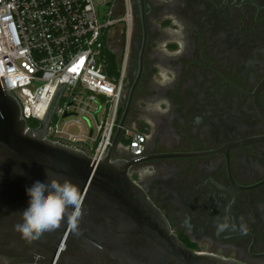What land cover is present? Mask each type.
<instances>
[{"label": "flooded vegetation", "instance_id": "flooded-vegetation-1", "mask_svg": "<svg viewBox=\"0 0 264 264\" xmlns=\"http://www.w3.org/2000/svg\"><path fill=\"white\" fill-rule=\"evenodd\" d=\"M130 3V37L120 26L105 49L119 74L127 51L122 112L141 75L122 136H146L131 176L193 251L264 264V0Z\"/></svg>", "mask_w": 264, "mask_h": 264}, {"label": "water", "instance_id": "water-1", "mask_svg": "<svg viewBox=\"0 0 264 264\" xmlns=\"http://www.w3.org/2000/svg\"><path fill=\"white\" fill-rule=\"evenodd\" d=\"M143 59L144 51L141 70ZM140 76L100 162L84 149L48 137L60 95L40 126L32 128L19 100L0 84V264H246L187 247L131 176L132 166L141 160L116 157ZM45 171L78 186L83 196L79 235L65 221L59 230L28 244L14 225L22 223L20 213L29 206L26 189L45 181Z\"/></svg>", "mask_w": 264, "mask_h": 264}, {"label": "built area", "instance_id": "built-area-1", "mask_svg": "<svg viewBox=\"0 0 264 264\" xmlns=\"http://www.w3.org/2000/svg\"><path fill=\"white\" fill-rule=\"evenodd\" d=\"M124 1L119 12L120 0H0L2 88L19 100L28 120L40 122L60 95L48 137L86 150L94 162L112 145L124 99L127 51L119 76L107 73L104 53L118 27L131 35L133 9ZM145 139L144 133L131 134L133 157L142 155Z\"/></svg>", "mask_w": 264, "mask_h": 264}, {"label": "clouds", "instance_id": "clouds-1", "mask_svg": "<svg viewBox=\"0 0 264 264\" xmlns=\"http://www.w3.org/2000/svg\"><path fill=\"white\" fill-rule=\"evenodd\" d=\"M157 83L164 85L171 81L165 76ZM148 108L160 110V102L149 104ZM146 174L151 173L146 169L141 171L142 178ZM45 175V181H35L26 189L29 206L20 213L22 223L14 225V230L28 244L40 240L45 233L59 230L65 221L67 227L79 235L78 226L83 215V196L78 186L70 178L50 176L47 171Z\"/></svg>", "mask_w": 264, "mask_h": 264}, {"label": "trees", "instance_id": "trees-1", "mask_svg": "<svg viewBox=\"0 0 264 264\" xmlns=\"http://www.w3.org/2000/svg\"><path fill=\"white\" fill-rule=\"evenodd\" d=\"M104 52L105 54L107 53L108 55L110 54L108 52V50L104 49ZM107 73L110 75V76H119V73H117L116 69L113 67L112 63H111V66L107 69ZM121 113H122V110L120 111V116H121ZM28 123H29V126L32 127V128H37L40 126V121L34 119V118H31L28 120ZM124 144H128L129 143V140H126L124 138H122L121 140Z\"/></svg>", "mask_w": 264, "mask_h": 264}, {"label": "rangeland", "instance_id": "rangeland-1", "mask_svg": "<svg viewBox=\"0 0 264 264\" xmlns=\"http://www.w3.org/2000/svg\"><path fill=\"white\" fill-rule=\"evenodd\" d=\"M120 28H121V27H120ZM114 35H115V32H113L111 38L114 37ZM104 53H105V52H104ZM107 58H108V54L106 53V59H107ZM100 103H103V98H101ZM96 116H97V114H96ZM84 124H85L86 126H89L90 128L92 127V125H90V121H89L87 118H84ZM71 131L74 132V133H76V134L80 133V129H79V127H77V126H73V127H71ZM88 144L92 145L93 142H92V141H89ZM125 146H127V145H125V144L120 140V148H123V147H125Z\"/></svg>", "mask_w": 264, "mask_h": 264}]
</instances>
